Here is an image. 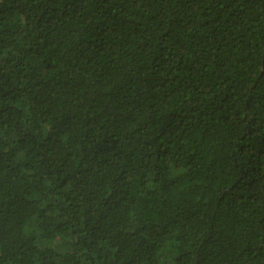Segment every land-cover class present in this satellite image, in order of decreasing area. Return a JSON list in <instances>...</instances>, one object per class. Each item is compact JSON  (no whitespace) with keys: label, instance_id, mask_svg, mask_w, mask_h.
<instances>
[{"label":"trees","instance_id":"16d2710c","mask_svg":"<svg viewBox=\"0 0 264 264\" xmlns=\"http://www.w3.org/2000/svg\"><path fill=\"white\" fill-rule=\"evenodd\" d=\"M0 264H264V0H0Z\"/></svg>","mask_w":264,"mask_h":264}]
</instances>
